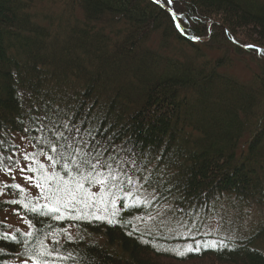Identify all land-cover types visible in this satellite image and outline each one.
Returning a JSON list of instances; mask_svg holds the SVG:
<instances>
[{
	"label": "trees",
	"instance_id": "1",
	"mask_svg": "<svg viewBox=\"0 0 264 264\" xmlns=\"http://www.w3.org/2000/svg\"><path fill=\"white\" fill-rule=\"evenodd\" d=\"M43 1L0 0V170L24 142L59 179L61 153L81 161L70 174L101 163L180 220L214 201L264 205V0H66L58 14H27ZM49 206L14 229L0 199V264H264V224L177 256L122 196L108 220L59 219Z\"/></svg>",
	"mask_w": 264,
	"mask_h": 264
},
{
	"label": "rangeland",
	"instance_id": "2",
	"mask_svg": "<svg viewBox=\"0 0 264 264\" xmlns=\"http://www.w3.org/2000/svg\"><path fill=\"white\" fill-rule=\"evenodd\" d=\"M50 1L46 2L44 0L42 4L37 5L33 10H28L27 14H32L36 10L44 13L49 10L54 14H58L59 10L61 11L60 4L66 0ZM174 20L177 24L176 18ZM237 34L236 37L239 39L236 40L238 42L243 41L240 39L241 35L248 36L240 30L237 31ZM242 44L246 43L242 42ZM244 47L246 49L252 48L249 45ZM248 59H246L245 64L248 67H254V59L249 57ZM243 62L244 59L242 61L244 69L245 64ZM242 66L238 65L236 72L241 70ZM248 67L246 68L248 69ZM61 154L64 158L62 161H58L69 172L66 178L53 177L51 175L53 173L51 164L45 158V155L40 151L36 153L24 142L20 143V151L18 150L19 163L13 169L0 170V199L7 201L8 205L15 210L11 223L14 229L23 227L27 223L25 218H27L28 211L38 209V206L45 202L49 203L50 208L60 212L58 213L59 219L67 216L74 219L82 217V219L88 220L91 218L108 220L115 213L113 200L121 196L125 200L144 206V220L139 221L140 227H144V229L153 232L158 237L172 239L174 244L169 246L172 249L168 251L177 256L206 249L230 247L232 246L231 241L244 240L245 236L253 234L264 224V205L246 206L252 209L248 214L236 203H233L232 206L234 207L229 210L228 207L230 206L227 203L214 201L208 212L200 211L194 214L190 220H187L190 223V225H187L184 221L176 218L175 215H171L172 211L167 213V209L160 203H156L154 197L151 202L142 204V201L148 202L151 195L139 190L135 182L126 181L117 174L111 175L109 168L105 171L99 170L98 165L101 163L94 164V166L92 164L89 172L70 174L71 169H81V161L78 162V159H74L70 165H67L63 161L68 160V154ZM75 155L76 158L80 155L86 160L91 157L83 150H77ZM120 162L124 161L120 160L118 162L121 165ZM52 164L54 165L53 162ZM35 177L39 178L40 182H37ZM12 184L23 191L16 192ZM43 194L48 197H44ZM234 201L237 202L235 199ZM13 209L10 210L11 213L14 212ZM50 210L52 211V209ZM23 231L28 234L30 228L24 227ZM63 233H65L67 239L73 238L75 240L79 236V232L72 229H65ZM180 238H182L181 242H179ZM50 242L51 240L45 239L41 242V245L43 243L44 247L47 248ZM255 248L264 251V244L258 243ZM187 262L177 263L184 264Z\"/></svg>",
	"mask_w": 264,
	"mask_h": 264
},
{
	"label": "water",
	"instance_id": "3",
	"mask_svg": "<svg viewBox=\"0 0 264 264\" xmlns=\"http://www.w3.org/2000/svg\"><path fill=\"white\" fill-rule=\"evenodd\" d=\"M173 17H174V15H173Z\"/></svg>",
	"mask_w": 264,
	"mask_h": 264
}]
</instances>
